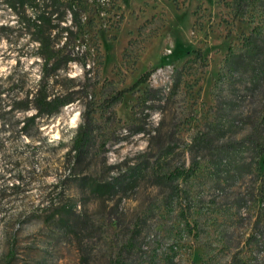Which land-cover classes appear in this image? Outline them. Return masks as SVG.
Wrapping results in <instances>:
<instances>
[{"label": "rangeland", "instance_id": "obj_1", "mask_svg": "<svg viewBox=\"0 0 264 264\" xmlns=\"http://www.w3.org/2000/svg\"><path fill=\"white\" fill-rule=\"evenodd\" d=\"M234 12L233 0H81L67 47L83 65L68 62L51 91L85 89L26 135L1 118L0 264H264V154L234 143L264 111L263 0ZM4 24L0 96L30 95L36 43L0 0ZM144 71L145 83L117 94ZM87 121L86 153L69 169L65 152Z\"/></svg>", "mask_w": 264, "mask_h": 264}, {"label": "trees", "instance_id": "obj_2", "mask_svg": "<svg viewBox=\"0 0 264 264\" xmlns=\"http://www.w3.org/2000/svg\"><path fill=\"white\" fill-rule=\"evenodd\" d=\"M249 1L233 0L234 16L242 15V11ZM1 2L22 22L26 31L29 32L30 39L36 43L35 54L39 59L40 74L33 92L30 95L25 92L22 96L7 94L6 99L0 96V124L2 123L1 118L5 116L9 124L13 126L20 123L18 129L22 134L26 135L28 126H33L36 130L39 119L45 120L58 113L63 106L76 101L77 94L85 89L84 84H76L78 87L75 89H73L75 85L71 84L63 86L57 92L51 91L52 86L57 83V71L64 70L68 62L73 61L83 65L80 55L74 52L72 47H67L70 39L81 31L79 16L81 0H1ZM39 4L41 7L34 12V17L30 18L24 14L25 6L34 8ZM65 13L69 15V25L61 24ZM0 30L4 33L11 31L5 24L0 25ZM60 38L62 39L60 40ZM245 39L247 45L254 46L250 37ZM226 53L229 55L231 50L227 48ZM149 73V71L142 72L129 86L117 92V94L120 96L124 92L133 91L146 82ZM155 92V89L148 88L144 91L143 96L149 99ZM1 94H4L3 89H0ZM83 106L87 108V102L83 103ZM28 109H32L33 113L23 115L19 121L12 119L13 112H25ZM89 139V123L87 121L85 124L76 127L69 148L65 152V162H67L69 169L75 167L82 160L86 153ZM234 143L236 145H246L256 158L264 154V111L259 120L250 122L246 135ZM191 173H193L191 167L185 170L174 168L172 172L161 175L159 178L170 180L180 175L186 177ZM12 178L16 180V184L11 183L8 186L11 190L17 187L21 176L20 174H15ZM257 178L259 180V188L264 192V170L258 173ZM116 185H119L117 178L103 183L95 182L93 189L110 191ZM5 186L7 187V185ZM12 255L13 252L8 249L4 254V261L8 262Z\"/></svg>", "mask_w": 264, "mask_h": 264}, {"label": "bare ground", "instance_id": "obj_3", "mask_svg": "<svg viewBox=\"0 0 264 264\" xmlns=\"http://www.w3.org/2000/svg\"><path fill=\"white\" fill-rule=\"evenodd\" d=\"M71 123H72V126L75 124V120L74 119H72L71 120Z\"/></svg>", "mask_w": 264, "mask_h": 264}]
</instances>
